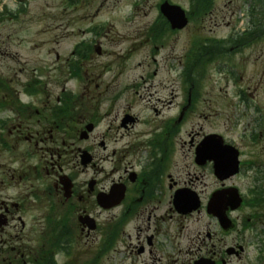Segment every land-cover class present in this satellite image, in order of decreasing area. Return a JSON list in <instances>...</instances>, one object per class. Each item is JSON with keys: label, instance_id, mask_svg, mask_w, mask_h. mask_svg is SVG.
I'll use <instances>...</instances> for the list:
<instances>
[{"label": "flooded vegetation", "instance_id": "1", "mask_svg": "<svg viewBox=\"0 0 264 264\" xmlns=\"http://www.w3.org/2000/svg\"><path fill=\"white\" fill-rule=\"evenodd\" d=\"M59 1L67 13L89 10L95 2ZM111 1L102 0L97 13L105 4L116 6ZM37 4L0 0V26L25 20ZM215 11L216 0H198L190 22ZM221 19L233 26L228 38H200L195 46L211 63L228 58L229 70L221 74L236 83L226 129L198 134L190 143L196 173L218 184L207 193L172 175L178 136L199 104L184 101L176 114L166 115L172 94L168 80L156 84V70L123 87L122 66L115 73L99 61L125 58L106 50L112 24H86L67 55L58 51L45 59L37 44L27 55V39L12 45L7 34L0 40V56L18 64L0 68V264H107V256L118 259L114 264H169L181 246L175 220L180 226L195 215L203 217L204 229L183 264L241 261L246 246L240 237L246 234L256 237L264 264V0H239ZM147 31L155 49L183 32L172 30L161 13ZM238 54L247 64L241 72L234 66ZM154 87L159 96L142 106L141 93L152 94ZM198 90L191 89L193 101ZM178 205L197 209L181 213ZM219 234L236 238L228 245Z\"/></svg>", "mask_w": 264, "mask_h": 264}, {"label": "rangeland", "instance_id": "2", "mask_svg": "<svg viewBox=\"0 0 264 264\" xmlns=\"http://www.w3.org/2000/svg\"><path fill=\"white\" fill-rule=\"evenodd\" d=\"M37 1H39V4L32 8V14H29L30 16H27L25 20L11 23L6 22L0 26L1 41L7 34H11L12 45H16L21 39H27V55L29 57L34 55L29 50L33 48L34 44H37L41 46V54L45 59L46 57L50 58V54L58 51L67 55L70 44L74 42L73 40L81 37L86 24H112V30L105 39L106 50L109 54H117L125 58L118 60L114 64L112 57H104L99 61L112 66L115 73L119 66H122L123 72L119 70V73L122 74L123 87L133 80L140 81L141 76L148 74L150 76L155 70L158 71V77L155 79L156 84L163 78L164 80H168L165 86L169 87L168 90L172 94H168L167 100H171L173 104L165 114L173 116L177 113L178 105L184 101L187 103L188 93L192 85L191 80L195 82L194 86L199 89V96L198 100L195 99L193 103H198L199 106L194 107V110L186 119L187 122L183 127L184 129L178 136L179 153L174 159L176 165L172 171V175L181 183L188 182L200 191L203 190L205 192L215 188L218 184L213 178H202L200 173H196L190 151V143L192 139H197L196 135L198 134L206 136L226 129V124H228L227 109L228 104L231 102L230 91L236 83H232V80L230 82L228 76L222 77L221 74L224 70L227 74L229 70V67H226L228 58H223L212 63H205L202 74L196 73V66L191 71L194 65L191 60L193 59L195 49L192 45L194 43L195 46L199 38H228L232 33L233 26L229 27L226 25L221 17L227 16L228 19L239 0H216V11L213 15L205 16L203 21L190 22L180 35L168 37L165 46L159 47V49H155L153 45H150L147 35V25L157 16V6L163 0H112L111 2L116 4V6L105 4L100 13H97V8L100 6L102 0H95L91 5V10H80L75 13L65 12L59 0ZM170 1L189 10L193 0ZM230 1L234 3H230ZM133 3L138 4V7L134 8ZM133 10H137V14L132 20ZM93 16L97 17V19L92 20ZM217 17L219 20L215 24L211 20ZM238 17L239 14H237V19ZM226 21L228 22V20ZM242 25L243 21L237 22L236 28L242 27ZM155 52L160 54L156 58V61L152 62L150 61L151 59L147 61L146 56L155 54ZM20 64L22 65V63ZM8 66H18V64L5 60L3 56H0V68L5 70ZM234 66L239 72L243 71L244 67L247 66L244 61L242 62V54L234 57ZM169 67L170 72L166 77V70ZM110 74H107L105 77L111 79L113 73ZM190 75L192 76L191 80ZM219 88L223 89L221 93L218 92ZM60 91L59 88L56 90L57 95ZM156 91L158 89L155 87L150 90L152 94L143 91L141 93L142 99H139L138 102L144 107L150 106L149 102L152 104L155 98L159 96L155 94ZM173 92L175 93L174 96ZM107 215L110 214L107 213ZM198 219H201V222H198ZM202 219L201 215L182 219L179 224L180 226H178V222L175 220L176 232L177 234H181L179 237L181 246L179 255L175 260L170 261L169 264L189 263L193 254L194 241L198 233L204 229ZM104 224L105 222L102 220L101 225L104 226ZM106 225V230H110L109 221L106 222ZM180 231L182 232L180 233ZM219 236L220 242H227L228 245L232 243V239L236 238V234H219ZM240 242L241 246H246V254L241 261L235 260L229 264H262L259 261L261 252L256 237L246 234L240 237ZM190 249L191 254L189 253ZM106 263L114 264L119 262L118 259L117 261H113L112 256H107ZM159 264H167V262L162 261Z\"/></svg>", "mask_w": 264, "mask_h": 264}, {"label": "water", "instance_id": "3", "mask_svg": "<svg viewBox=\"0 0 264 264\" xmlns=\"http://www.w3.org/2000/svg\"><path fill=\"white\" fill-rule=\"evenodd\" d=\"M163 13L170 19L171 23L173 24L174 28H179L182 29L187 25V19H185L183 12L180 8L178 7H172L168 4H165L162 8ZM186 205H179L177 206L178 210L181 213H189L192 212L194 210H196L197 208H187L186 210L185 207ZM214 211V210H212ZM217 213H220L222 215V211L221 209H219L218 211H215Z\"/></svg>", "mask_w": 264, "mask_h": 264}, {"label": "trees", "instance_id": "4", "mask_svg": "<svg viewBox=\"0 0 264 264\" xmlns=\"http://www.w3.org/2000/svg\"><path fill=\"white\" fill-rule=\"evenodd\" d=\"M203 59L206 60V57H204ZM203 59H202V61H204ZM199 63H201V62H197L195 66L197 67Z\"/></svg>", "mask_w": 264, "mask_h": 264}, {"label": "bare ground", "instance_id": "5", "mask_svg": "<svg viewBox=\"0 0 264 264\" xmlns=\"http://www.w3.org/2000/svg\"><path fill=\"white\" fill-rule=\"evenodd\" d=\"M109 32H110V31H109ZM109 32H108V33H109Z\"/></svg>", "mask_w": 264, "mask_h": 264}]
</instances>
